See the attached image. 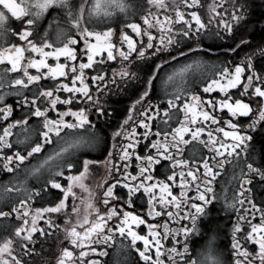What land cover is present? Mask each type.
I'll return each instance as SVG.
<instances>
[{"label":"snow or ice","instance_id":"obj_1","mask_svg":"<svg viewBox=\"0 0 264 264\" xmlns=\"http://www.w3.org/2000/svg\"><path fill=\"white\" fill-rule=\"evenodd\" d=\"M199 3L172 0L173 20L150 10L167 12L164 0H0V40H16L0 44V172L10 177L0 183V264H28L26 257L40 255L37 242L52 237L61 245L55 264H227L214 247L224 232L212 223L216 204L237 217L228 249L234 264H264V62H254L264 61V39L234 65L197 56L213 19L239 38L234 54L251 46L235 35L247 23L248 0H226L223 17L217 8L224 3L214 4L207 22L196 10H180ZM117 12L135 20L122 25ZM182 41L196 48L185 44V52L177 47ZM178 57L188 62L161 77ZM109 62L119 70L105 71ZM135 80L142 90L109 147L98 128L109 115L100 95ZM157 80L163 99L153 102ZM10 95L19 97L15 108L5 103ZM96 149L107 153V179L93 203L85 180L96 163L89 150ZM234 162L225 186L226 165ZM137 200L144 202L139 211ZM142 225L146 232L138 231ZM204 228L208 241L198 251L194 237Z\"/></svg>","mask_w":264,"mask_h":264},{"label":"flooded vegetation","instance_id":"obj_2","mask_svg":"<svg viewBox=\"0 0 264 264\" xmlns=\"http://www.w3.org/2000/svg\"><path fill=\"white\" fill-rule=\"evenodd\" d=\"M73 4L79 5L82 0H72ZM166 4H168V10L165 12L163 9H156L155 7H152L150 10L154 15H157L159 17H163L164 15H170L173 17V20H175V16L173 13V7H172V0H164ZM224 3V8H217V11L221 12V16L223 17L224 11L228 9V5L226 3V0H200V3L198 6L192 9H186L183 6H181V11H191L196 10L200 14L202 20L205 22L208 21L210 17H213V12L211 11L212 6L219 5L221 3ZM176 3L179 4L180 0H176ZM189 3H191V0H189ZM248 12L246 13V25H243L241 27V30L239 33H236L235 35L243 38L248 41V43L251 45L250 47H244L240 46L237 48L238 54H234L231 49L236 48L237 44H239V38L235 39V42L233 40V34L226 33L222 28L217 27L218 21L216 19L212 20V23L210 24L208 31L206 34L202 33L200 38V43L202 45L201 49L197 50L196 55L203 57L205 60H209L216 64H222L224 66L228 65H234L235 63H240L242 61H246L247 57L251 55L257 48L258 42L264 39V0H248ZM149 9L147 6H145L144 12H139L137 15H144L145 12H147ZM86 22H87V13H85ZM50 18V17H49ZM114 19L120 21V23L123 25L124 23H130L135 20V16H133L132 13H129L127 16H125L122 13H115ZM135 22H139V20H136ZM45 23H47V19L45 20ZM115 27V23L112 25ZM143 27V25H142ZM158 32V30H157ZM247 33V35H244V33ZM218 33V35H217ZM116 38L114 37V42ZM5 41L15 43L16 40L12 36H7L5 40H0V44H5ZM185 44H188L192 48H196V44L191 41H182L180 44L177 45L181 50L187 52V48L185 47ZM82 46V45H81ZM173 55H176V52L171 50ZM165 60L168 59L167 56L164 57ZM193 59V57L189 54L188 60ZM188 60H185L183 58L178 57L177 58V64L169 63L168 66L162 67L160 70L159 75L161 77H165L166 74L171 73L173 68L177 67L178 64H184L187 63ZM53 61L50 59L49 63H52ZM61 62H63V58H61ZM160 61L157 60L156 63H159ZM254 62L261 63L264 62L261 60L260 57L255 56ZM148 63H152L151 59H149ZM109 69H117L119 70V64L116 62H109L106 63L105 71H108ZM133 71H136L135 68L132 69ZM35 71V70H31ZM86 75L88 73L86 72ZM139 75L143 77L144 73L140 72ZM190 84L193 82L192 79H190ZM157 88H156V94L152 97L153 102L156 100L163 99V96L160 92V82L159 80L156 81ZM137 89L142 90L141 88V82L140 80H135L132 83L120 85V86H112L108 88L107 90H102V94L100 95V104L107 109L109 112V115L105 117L99 124L98 128L100 129L102 136L108 137V144L109 147L113 143L111 139V133L116 130V128L120 125V123L127 117L128 115V108L132 105L133 100L137 99ZM213 95H216L215 93ZM19 97L15 95L7 96L5 99V103L12 104L15 108V102H17ZM3 105H0L2 107ZM255 108L256 106L253 105ZM140 106H137V109H139ZM19 113L14 112V118H18ZM137 120V111L133 110L132 113V121ZM249 121L245 120L244 123H247ZM32 124H35L34 121L30 122ZM4 124V121L2 118H0V126ZM117 144H119V140L116 141ZM140 149H143V143L140 145ZM90 156L89 159L96 162L94 165L90 166V174L88 178L85 180V184L88 186V189L91 193L94 194L93 196V203L97 202L100 196L101 187L100 185L104 180L107 179V171L105 166V160L107 157V153L101 151L100 149L96 150H89ZM195 151V154L199 155L198 150ZM236 167L235 162L232 166L226 165L227 172L224 174L223 181L225 182V186H227L226 182L229 180L233 173V169ZM238 170V169H237ZM130 171L135 173V168H130ZM157 174L159 175V169H157ZM10 177L6 176L3 172H0V183H3L4 181L9 180ZM235 181H233V184ZM77 193V196H85L87 197V193H82L79 189H74ZM122 189H117V192H121ZM174 191H176L174 189ZM258 191V190H257ZM190 195H195V192H191ZM231 195V192H229V196ZM257 199L259 196L256 197ZM79 202V201H78ZM69 204L71 205V200L69 201ZM43 206L40 202H35L33 207H41ZM144 206V202L142 200H137L135 204V208L137 211L140 210V208ZM81 208L83 209V205H81ZM210 215L214 218L212 223H219L220 226L224 229V232L219 233L217 236V239L214 242V247L217 249L218 252L223 253L222 259H224L227 264H234V259L236 258V255L234 253H229L228 249L230 248V239H231V226L232 222L236 220V214L232 213H225L221 207L220 204H216L215 207L212 209ZM14 219V218H13ZM57 223L63 228L64 222L63 218L58 216L56 217ZM149 222L162 224L163 222L156 218L155 220H152L149 218ZM258 222V217L255 221ZM170 227H179V225H169ZM139 230H144L146 232V226L142 225L140 226ZM208 234H209V228H204L202 233L194 237L196 241V247L199 251L208 241ZM59 236L60 240H63V233L57 234ZM241 242L243 243V240L241 238ZM60 244L57 243L55 237L49 238L46 242H37L36 244V252L40 253V255L36 256H29L26 257L25 260L28 262V264H55V259L57 258L55 253L60 248ZM64 246H67L66 243ZM170 245H166V247H169ZM247 247L249 253L255 254L257 249L251 245H245ZM19 251V249H17ZM111 253V249H110ZM195 258V257H194ZM242 259V257H240ZM114 258L111 256L105 258L106 261H111ZM132 259L135 260V253L132 254ZM253 264H258V262L254 261Z\"/></svg>","mask_w":264,"mask_h":264}]
</instances>
